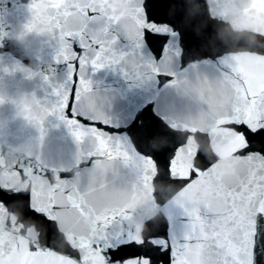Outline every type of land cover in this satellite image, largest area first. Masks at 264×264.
Wrapping results in <instances>:
<instances>
[{
	"label": "water",
	"instance_id": "1",
	"mask_svg": "<svg viewBox=\"0 0 264 264\" xmlns=\"http://www.w3.org/2000/svg\"><path fill=\"white\" fill-rule=\"evenodd\" d=\"M78 2L0 0V193L11 197L0 195V264H83L84 256L101 264L100 253L85 246L79 210L45 208L33 202L34 192L76 188L87 200L103 186L134 241L189 210L212 219L215 213H205L217 197L198 182L202 170L235 171L246 150L237 130L255 122L264 95V0H154L175 5L176 22L196 35L188 52L177 46L175 59L157 66L159 75L123 39L136 0H106L114 17L107 35L91 20L99 13L81 22ZM81 33L88 46L77 52ZM113 38L109 54L100 41ZM157 98L148 138L129 124ZM161 153L174 159L172 174L149 159ZM260 191L245 185L237 204Z\"/></svg>",
	"mask_w": 264,
	"mask_h": 264
},
{
	"label": "snow or ice",
	"instance_id": "2",
	"mask_svg": "<svg viewBox=\"0 0 264 264\" xmlns=\"http://www.w3.org/2000/svg\"><path fill=\"white\" fill-rule=\"evenodd\" d=\"M136 5L139 9L136 19L124 30L123 39L134 50L133 57L141 66H144V60H149L159 75L157 66L169 65L175 59L177 46L181 52H188L189 39L196 35L188 29H182L176 22V14L172 12L175 5L158 4L154 0H136ZM77 8L82 23L87 22L89 11L99 13L91 20L101 24V33L107 35L108 26L114 17L107 8L106 0H79ZM80 36L77 52L81 47L88 46L86 34L81 33ZM100 43L106 44L102 50L111 54V46L116 40L113 38ZM113 59L116 57L113 56ZM75 100L76 90L73 88L68 93L69 113ZM159 102L160 98H157L139 107L131 117L129 127L137 128L140 134L148 138L154 135L152 124L157 120L155 109ZM255 103L258 111L255 122L245 123L237 130L244 139L246 150L239 153L233 165L235 171L224 172L211 166V170H202L204 176L198 182L210 190L214 189L217 197L214 204L207 205L205 215L216 214L207 222L201 219L198 208L189 210L160 232L134 241L117 219L119 209L113 199L103 194V186L90 189L87 200L80 196L76 188H71L63 194L34 192L33 202L45 208L79 210L81 230L86 237L85 246L91 243L93 252L100 253L101 264H264V211H258L264 208V95H260ZM81 119L88 124L87 118ZM145 119L151 123L145 124ZM95 123L98 126L99 122ZM73 135L77 140L80 137L79 132ZM149 159H155L169 174L173 173L174 159L167 153ZM245 185L250 192L255 191L256 187L261 191L252 199L242 198L237 204V191ZM0 195L5 201L11 199L7 193ZM83 264H88L86 256L83 257Z\"/></svg>",
	"mask_w": 264,
	"mask_h": 264
}]
</instances>
